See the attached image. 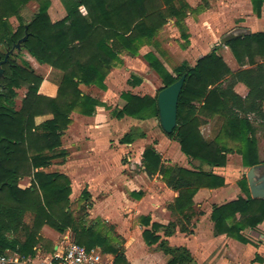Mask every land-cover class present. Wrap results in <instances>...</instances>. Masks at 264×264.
Segmentation results:
<instances>
[{
	"label": "trees",
	"instance_id": "trees-1",
	"mask_svg": "<svg viewBox=\"0 0 264 264\" xmlns=\"http://www.w3.org/2000/svg\"><path fill=\"white\" fill-rule=\"evenodd\" d=\"M31 1L39 2V9L33 20L25 23L19 12ZM66 4L67 16L53 23L49 16L50 0H0V61H4L7 53L27 35L21 52L27 51L40 64L63 73L58 95L53 99L39 93L43 78L27 61L23 64L14 61L15 53L2 66L0 184L5 186L0 190V255L9 251L25 257L34 256L44 226L60 234L71 228L77 235L74 243L88 250L94 247L87 241L91 236L86 235L84 228L78 230L69 212L70 179L59 173H46L44 169L65 155L61 150V136L72 123V113L90 117L102 105L84 94L80 85L106 91L105 80L119 51L136 55L139 44L152 41L170 19L184 20L190 9L185 0H72ZM252 6L258 17H264V0H252ZM82 8L87 12L85 16ZM14 17L20 23L16 31L9 21ZM223 44L240 67L249 68L234 73L217 53V47L195 66L183 62L177 77L171 75L154 54L149 53L144 58L164 83L160 91L186 75L179 98L177 127L170 135L164 133L179 143L189 161L225 168L228 155L238 154L243 166L252 169L261 165L249 115L260 116L263 112L264 32L231 37ZM133 78L132 84L129 83L131 87L142 84L140 78ZM239 83L249 90L246 99L235 91ZM22 88L27 93L21 109L16 110V90ZM121 97L126 105L115 113L118 119L128 116L159 120L158 95L153 98L126 92ZM46 115L53 118L37 125L36 118ZM202 116L225 120L220 136L214 140L205 138L201 131ZM124 140L125 143L132 141V136L127 135ZM143 160L148 172L162 175L167 185L179 193L172 211L181 215L192 209L193 198L200 189L215 190L226 186V179L213 172L165 166L153 147L145 150ZM24 177L31 178V186L26 189L19 186ZM239 187L246 196L214 207L212 221L218 234L248 243L242 232L264 223V199L252 198L245 178L239 182ZM28 214L33 218L31 226L25 223ZM176 227L177 224L170 225L168 233L172 234ZM156 228L159 226L153 225V229ZM144 236L150 244L159 241V237L149 231ZM181 251L186 250H169L171 253ZM116 260V264H120L121 257Z\"/></svg>",
	"mask_w": 264,
	"mask_h": 264
},
{
	"label": "crops",
	"instance_id": "crops-1",
	"mask_svg": "<svg viewBox=\"0 0 264 264\" xmlns=\"http://www.w3.org/2000/svg\"><path fill=\"white\" fill-rule=\"evenodd\" d=\"M71 1L50 0L49 16L53 23L62 21L67 16L66 3ZM185 1L190 9L184 20L170 19L152 41L139 44L137 54L142 55L143 60L147 54L152 53L170 71L167 62L169 55L163 48L175 45L176 42L170 38H173L176 33H183V30L186 32L190 45L186 40L188 44L184 43L186 46L181 47L182 53L193 57L195 53L207 47L211 37L208 35L206 19L211 11L205 9L207 12L196 14L206 2L203 0ZM205 1H210L211 6L233 3L236 6V14L243 12L239 5L249 6V15L239 16L240 29L224 35L226 29L223 30L224 25L221 26L219 23L221 27L219 26L218 32L223 30L219 35L224 36L215 45L217 53L230 69L236 68L235 71L232 70L234 73L248 69L249 67H240L230 49L223 43L231 37H244L264 32V17L260 18L254 13L252 0ZM81 13L84 16L87 14L84 8L81 9ZM213 36L218 35L213 33ZM23 53L25 54L24 61H27L30 68L43 78L39 93L48 98H56L63 73L49 65L40 64L27 51ZM131 55L126 50L119 51L118 59L105 80L106 91L96 86L80 85L79 88L84 94L99 100L102 105L98 106L94 115L90 117L78 112L72 113V123L61 136V150L65 155L61 159L54 160L49 168L44 169L46 173H59L70 179L72 193L69 212L74 217L78 230L82 231L84 228L86 235L91 236L87 241L94 245L92 249L114 257L115 264L118 263L116 260L118 256L121 257L120 264H171L175 260L177 261L175 264H264V223L255 229L248 228L242 232L248 240V243H242L227 234H218L215 223L212 221L214 207L235 201L240 197L238 189H233L230 184L229 175L233 167L211 168L197 161L190 162L182 152L185 157L179 154V143L168 138L162 129L163 133L157 135L156 143L149 141L150 132L147 131L144 135L138 130L141 126L151 127L155 118L139 120L128 116L122 119L116 117L115 112L122 110L126 105L121 97L122 94L129 92L125 91L116 98L108 97L113 91L110 82L120 70L119 68L137 72L147 67L145 63L150 68L146 60H144L145 63L137 66L135 59L138 55ZM131 65L134 69L130 67ZM55 73L57 75H53ZM133 75L140 78L143 84L140 76L135 73ZM57 76H60L59 83L55 81ZM95 89L101 92V96H96V92L93 91ZM235 89H240L241 92L235 90L236 93L246 99L249 90L244 84H237ZM130 92L138 95L134 90ZM263 116L264 106L262 115L258 116L255 113L249 115L255 136L256 126H264ZM52 118V115L39 116L35 121L37 125H40ZM211 119L202 116L203 135L204 131L210 130L211 133ZM121 123L123 125H120ZM114 124L123 129L116 131ZM129 124L135 125L136 128L129 131ZM125 128L127 130H124ZM127 135L132 136V141L125 143L124 139ZM149 147L156 150L165 166L195 169L193 165L197 163L199 166L197 169L201 168L225 178L226 186L215 190L200 189L193 198L194 205L190 211L185 215L177 211L173 212L172 208H175L179 193L167 185L162 175L151 174L146 169L143 155ZM235 156L242 158L237 154L229 155L227 165H230L231 157ZM262 161L263 159H260V162ZM240 162L243 165L242 159ZM241 170H248V168L242 166ZM172 224H177V227L172 234H169L168 228ZM153 225H158L159 228L153 229ZM146 231L159 237V241L150 244L144 236ZM76 236V232L71 228L64 234H60L49 226H44L40 231V242L35 248L34 256L25 257L9 251L7 253L30 261L41 260L61 254L69 243L76 240ZM170 249L186 251L171 253Z\"/></svg>",
	"mask_w": 264,
	"mask_h": 264
},
{
	"label": "rangeland",
	"instance_id": "rangeland-1",
	"mask_svg": "<svg viewBox=\"0 0 264 264\" xmlns=\"http://www.w3.org/2000/svg\"><path fill=\"white\" fill-rule=\"evenodd\" d=\"M203 1L206 2V4L202 5L200 7L201 8L200 11H197L196 14H200L202 12H205L206 11L205 9H207V10L209 9L211 11L210 16H208L206 19V21H207L206 26L208 28V35H210L211 41L207 43V47L205 46L206 48L204 50H202L199 53H195L193 55V57H191V56H188V55L181 52L183 46L184 45L186 46V44H188V42H189L188 37L186 35V32L183 30V33H181V34L180 33L174 34L173 38H170V39H172L173 42H176V44L173 45L172 47H169V48H163V49H165V51L169 55V58L167 60L168 68L170 70L169 73L171 75H173L174 77L178 76V69H179V67L182 66L183 62H187V63H189L190 66H194L200 57L202 58L212 51V49L216 45V42L218 40L220 41L224 35H227V34L229 35V33H231L233 30L240 29L239 28L240 27L239 26V20H240L239 16L240 15H244V16L249 15L248 14L249 13V6L246 4L239 5V7L243 10V12H241V14H236L235 13L236 6L233 3L228 2L227 4L221 5V6H217V5L211 6L210 1H208V2L205 0H203ZM38 9H39V2L31 1L30 3H28L26 6H24L20 10L19 16L25 23H29L33 20L34 15L37 13ZM189 17H191V16H189ZM192 18H194V17H192ZM9 21H10V24L13 27V29L16 31L18 29V27L20 26L19 20L16 17H14V18H11ZM219 23L221 24V26L224 25L225 28H223V30L226 29V30H224V31H226V34H224L223 36L221 35L222 37H220L219 34H221L223 32V30L218 32V30L220 29ZM216 25H218V26L216 27ZM213 33H217L218 36L214 37ZM213 38H216L217 40L215 41V39H213ZM186 40L188 41L187 43H186ZM196 40H197V38H196ZM166 41H167V38H166ZM184 43H186V44H184ZM189 45H190V42H189ZM138 49H139V47H138ZM14 53L16 55L14 54L12 59L19 64H23V61H24L23 56L25 57V54L23 53V51L21 52V50L20 51L16 50ZM136 55H138V54H136ZM133 56H135V55H133ZM135 60L137 61V66H139L140 63L141 64L145 63V61H144L145 58L143 60L142 55H138V58H136ZM145 65L147 67H145L143 70H140V71L137 70V72L133 71V70L126 71V68L121 69L122 67H120L119 68L120 70L117 72V74L113 77V79L110 82L112 84L110 87L112 88L113 91L108 97H115L116 98V97L121 96V94L125 91L130 92V91L134 90V92H136L140 96H151V97L155 98L158 95L159 91L164 87V83L162 82L161 78L157 75V73L154 70H152V69L150 70V68H148V65L146 63H145ZM130 67H133V66L131 65ZM133 69H134V67H133ZM232 70L235 71L236 68H233ZM133 73H135L136 75L140 76L143 79V84L141 86L139 85L140 87H138V88H133L129 85V83L132 84V81H134L133 76H135V75H133ZM53 75H57V73H55ZM55 81L57 83H59L60 82V76L55 77ZM93 91L96 92V96L97 95L101 96V94H100L101 92H99L97 89H95ZM236 91L241 92L240 89L236 90ZM16 92L18 94V97L15 99V106L14 107L16 110H20L21 106H22V101L25 98L27 91L25 88H22V89L16 90ZM112 105H114V104H112ZM211 120H212L211 121V123H212L211 124V126H212L211 133H210V130L208 132L204 131L205 132L204 136L207 140H214L216 137L220 136L221 132H222V128L224 127V123H225L224 119L217 117V116L212 118ZM153 121L154 122L151 125V127L150 126H148V127L147 126H145V127L141 126V127H139L140 130H138V129L137 130L140 131V133L142 132L143 134L146 133L147 131L150 132L151 136H150L149 141H155V143H156L157 142V140H156L157 135H160L163 132L161 130L162 128H161L159 120L154 119ZM114 125H115L114 128L116 131H119V129H123L122 127H118L119 125L117 126V124H114ZM120 125H123V124L121 123ZM256 127H257L256 136H255V134H254V136H255V139L257 142L259 158L263 159V161L261 162V165H259L260 168H258L256 171V174L258 176H260L262 173H264V126H256ZM135 128H136L135 125L129 124V128H128V129H130L129 131H131ZM124 130H127V129L125 128ZM178 152L180 155H182V157H185V156H183V154L181 153L179 148H178ZM232 155H236V154H232ZM238 156H240V155H238ZM241 159L239 157H236V156L231 157L230 165H227V168L233 167L232 168L233 171L229 175L230 184L232 185L233 189H238V193H239L238 196H246L243 192H241L242 190L239 187V182L242 181V179H244V178L247 179V175H248L250 169L241 170V167L243 166V165H241V162H240ZM239 167H240V169H239ZM193 168H196V169L199 168L198 164L195 163L193 165ZM48 171H51V170L48 169ZM54 171H56V170H54ZM226 172H228V170H226ZM30 185H31V178H29V177H24L21 179V181H19V186H21L23 189L29 187ZM32 219H33L32 215H30V214L26 215V217H25L26 225L31 226L32 225ZM42 235H44V234H42Z\"/></svg>",
	"mask_w": 264,
	"mask_h": 264
},
{
	"label": "water",
	"instance_id": "water-1",
	"mask_svg": "<svg viewBox=\"0 0 264 264\" xmlns=\"http://www.w3.org/2000/svg\"><path fill=\"white\" fill-rule=\"evenodd\" d=\"M27 39L28 36L26 35L10 52L7 53L5 60L0 61V79L4 75V69L2 68L3 64L8 62L10 55L16 50H21L22 42H25ZM185 80L186 75L181 77L173 85L160 91L158 94L157 105L159 109V122L163 131L169 135L172 134L177 127L179 98L183 90ZM258 168H260V166L250 169L247 179L252 198L264 199V173L258 176L256 174ZM4 186L5 184H0V190H2Z\"/></svg>",
	"mask_w": 264,
	"mask_h": 264
},
{
	"label": "built area",
	"instance_id": "built-area-1",
	"mask_svg": "<svg viewBox=\"0 0 264 264\" xmlns=\"http://www.w3.org/2000/svg\"><path fill=\"white\" fill-rule=\"evenodd\" d=\"M0 264H115V259L98 250H88L84 246L71 242L61 254L36 261L6 253L0 255Z\"/></svg>",
	"mask_w": 264,
	"mask_h": 264
}]
</instances>
